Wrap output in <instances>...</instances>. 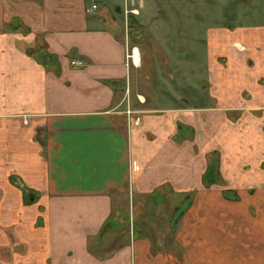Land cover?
Segmentation results:
<instances>
[{
  "label": "crops",
  "instance_id": "crops-1",
  "mask_svg": "<svg viewBox=\"0 0 264 264\" xmlns=\"http://www.w3.org/2000/svg\"><path fill=\"white\" fill-rule=\"evenodd\" d=\"M184 2L131 108L149 0H0V264H264V4Z\"/></svg>",
  "mask_w": 264,
  "mask_h": 264
},
{
  "label": "rangeland",
  "instance_id": "rangeland-1",
  "mask_svg": "<svg viewBox=\"0 0 264 264\" xmlns=\"http://www.w3.org/2000/svg\"><path fill=\"white\" fill-rule=\"evenodd\" d=\"M151 7H148L146 9V13H153L149 14L151 18L153 16L158 20H162L163 24L159 26V28H162V30H149V29H139L137 26L136 30V25L133 24V27L130 26L128 27V33L130 37H133L135 39V42L139 43V47L143 52V55H141V60L140 65L134 70L132 73H130V79H129V85L127 87L128 89V101H129V106L132 108V105L135 101H138V97L136 93H139L144 96L145 101H147V105H154L155 103L161 101V98L164 97V95L161 96L159 93L160 90H167L166 84H169V81L171 80L172 82H175V78L177 75H180L178 73H187V69L189 70V64L186 63H181V62H173V61H167L166 59L161 61L159 58H167V45L168 42L171 40V38L174 37V30L168 29L169 23V16L174 18V14L171 9V13H169V10L171 7H177L176 10L178 13L175 14L176 16V21H177V28L182 29L184 26V0H149ZM199 2L201 6V1L202 0H196ZM207 2V5L211 7L212 11L211 13L208 14L209 16V21L213 22L216 20L219 15L216 13L217 8L219 7L218 5H221V8H223V5H231L232 0H204ZM259 3L264 4V0H258ZM226 3V4H224ZM194 5L193 7H195ZM199 7V6H197ZM161 9V10H159ZM174 10V9H173ZM161 11V12H160ZM160 12V13H158ZM207 16V17H208ZM152 20V19H151ZM173 20V19H172ZM175 20V19H174ZM173 20V21H174ZM156 21V20H155ZM165 23V24H164ZM166 28V29H165ZM183 30V29H182ZM156 34V35H155ZM133 39H130L131 44ZM179 48V47H178ZM136 58V57H135ZM200 64L193 63V71L196 70L197 68L201 69L199 67ZM187 71V72H186ZM166 83V84H165ZM204 86L200 84V86H197L196 89L199 90H204ZM153 89L159 90V91H152ZM179 97H182V95H178ZM163 99V98H162ZM125 102H127L125 100ZM151 102V103H149ZM165 102L167 101H162L161 104L165 105ZM194 104H199L197 102H192ZM208 102H204L203 104H207ZM170 104V103H169ZM193 104V105H194ZM227 112L229 115L231 114H237L236 112H231L233 110H229ZM264 109H257L256 112L259 113V116L263 113ZM196 145V143H194ZM195 147L194 149H196ZM217 153V152H216ZM216 153H213L212 156L216 157ZM218 157V156H217ZM213 160L218 161V158H214ZM137 202L139 201L136 199ZM137 202H135L137 204ZM141 202V201H140ZM182 200H180V203ZM180 206V204L178 205ZM140 208L139 203L137 206H135L136 212H138V209ZM152 210L156 208V206H150ZM180 207H176V210H178ZM129 217H127L128 219ZM133 222V220H131ZM129 224H130V218H129ZM145 225V224H144ZM173 225V223H172ZM175 226V223H174ZM146 229L151 230V227L149 226V223L145 225ZM163 227H168L167 223L163 225ZM5 253V252H4Z\"/></svg>",
  "mask_w": 264,
  "mask_h": 264
},
{
  "label": "built area",
  "instance_id": "built-area-1",
  "mask_svg": "<svg viewBox=\"0 0 264 264\" xmlns=\"http://www.w3.org/2000/svg\"><path fill=\"white\" fill-rule=\"evenodd\" d=\"M96 7V5L95 4H91V6H90V9H88V12L89 11H91V9H94ZM73 66H75V67H79V66H81L82 65V62L81 61H71L70 62Z\"/></svg>",
  "mask_w": 264,
  "mask_h": 264
},
{
  "label": "flooded vegetation",
  "instance_id": "flooded-vegetation-1",
  "mask_svg": "<svg viewBox=\"0 0 264 264\" xmlns=\"http://www.w3.org/2000/svg\"><path fill=\"white\" fill-rule=\"evenodd\" d=\"M233 191L227 190L226 191V196H229L228 194L232 193ZM178 212V211H177ZM173 224L175 223L174 221L172 222Z\"/></svg>",
  "mask_w": 264,
  "mask_h": 264
}]
</instances>
